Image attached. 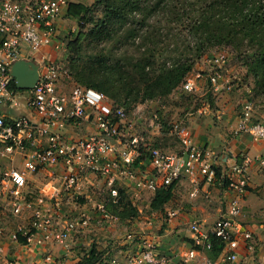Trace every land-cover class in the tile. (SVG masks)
<instances>
[{"label":"built area","instance_id":"built-area-1","mask_svg":"<svg viewBox=\"0 0 264 264\" xmlns=\"http://www.w3.org/2000/svg\"><path fill=\"white\" fill-rule=\"evenodd\" d=\"M72 0H0V159L14 161L17 156L22 168L9 167L0 172V211L8 210L19 216L30 212L31 231L25 233V244L44 248L48 243L64 244L79 226H86L85 216L71 217L58 229L62 196L67 201L80 197L85 182L93 177L103 180L107 190L106 200L94 207L103 220H111L107 204H118L120 189L136 205L144 193L158 195L181 180L188 178L193 185L191 195L198 193L200 184H212L217 178L225 186V208L213 222L208 232L197 221L189 222L194 243L201 249L212 248L211 238L222 245L221 264H239L237 247L246 244L251 234L241 227V200L248 185V168L255 162L264 166V154L244 155L241 163L232 159L225 171L218 170L222 155L232 157L229 148L216 151L203 148L194 142L190 128L181 120L171 124L178 139L175 151H164L147 146L141 136L129 134L130 120L123 105L92 87L74 83L63 89L65 66H60L53 54L64 43L56 21L66 15ZM17 60L33 61L38 78L33 88L18 89L11 75V66ZM226 60V52L218 50L207 63L203 73L213 88L218 87L219 69ZM62 65V64H61ZM197 73L195 78L199 77ZM195 78L188 77L181 89L194 92ZM24 109L35 113L24 114ZM252 104L245 101L239 115L236 132H246L253 140L264 141V123L251 120ZM157 116L153 114V121ZM89 122L94 130L76 136H67L66 128ZM112 139L113 141H110ZM147 164L135 162L143 153ZM59 170L58 186L28 191V176L41 170ZM220 171V172H219ZM53 200V201H52ZM74 202V201H73ZM173 214L167 213L169 218ZM152 226V217L145 218ZM135 233L127 234L130 241ZM140 238V237H139ZM140 247L125 257V264H171L172 256L160 254L152 239L139 242ZM246 248H251L246 244ZM53 258L45 253L44 261ZM184 261L209 264L198 249L183 255ZM0 264H36L31 259L11 258L0 240ZM110 264H123L115 257Z\"/></svg>","mask_w":264,"mask_h":264},{"label":"rangeland","instance_id":"rangeland-1","mask_svg":"<svg viewBox=\"0 0 264 264\" xmlns=\"http://www.w3.org/2000/svg\"><path fill=\"white\" fill-rule=\"evenodd\" d=\"M72 2L91 10L85 16L61 18L59 34L64 45L53 57L67 72L66 77L62 75L63 89L74 83L106 88L103 93L124 105L129 134L143 136V129L157 128L152 130L157 135L147 134L160 141L144 139L148 145L178 143L171 124L184 111L202 106L191 98L194 93L181 89V83L199 73L195 82L208 84L203 69L218 50L226 52L219 82L227 84L218 93L225 90L232 98L240 96L252 108L264 100V0ZM96 3L97 9L92 7ZM175 65L188 67L185 77L175 87L159 88L153 75ZM240 83L248 91L240 92ZM235 109L240 113L242 105ZM153 114L157 118L151 121ZM18 160L16 156L14 163Z\"/></svg>","mask_w":264,"mask_h":264},{"label":"crops","instance_id":"crops-1","mask_svg":"<svg viewBox=\"0 0 264 264\" xmlns=\"http://www.w3.org/2000/svg\"><path fill=\"white\" fill-rule=\"evenodd\" d=\"M56 25L58 29L61 28V19L56 21ZM196 84V90L191 92L194 96L191 98L198 100L202 106L196 107V111H184L179 120L190 128L197 145L216 151L230 149L232 157L222 155L217 162V169L225 171L232 159L241 163L244 155L254 157L264 154V141L253 140L246 132H236L240 113L236 111L235 106L239 103L243 105L247 100L240 96L232 98L225 90L218 93L227 85L222 82H219L217 88L206 82ZM242 89L246 90L243 85L239 91H243ZM208 100L212 101L211 108ZM23 111L27 116H35L31 110ZM251 111L252 121L264 123V100L258 101ZM93 130V125L85 121L68 125L66 135L76 136ZM146 130L143 129V136L140 135L143 139L160 141L159 137L148 136L149 133L157 135V132ZM178 147L179 143L173 146L161 144L159 148L169 152L177 150ZM142 157L144 159L140 161L147 164L148 155L144 152ZM9 167L22 168L21 160L14 163L8 159H0V172ZM58 174L59 170L46 169L29 175L27 190L37 193L45 185L50 188L58 186ZM248 177L246 192L241 200L239 221L242 229L251 234L246 243L251 248H246V244L240 241L236 251L239 264H264V166L253 163L248 168ZM192 190L193 185L189 179L182 178L172 184L166 195L144 193L136 205L131 203L128 195L122 190L128 206L135 210L134 215H129L126 205L117 207V204L108 203L107 208H115L113 211L109 210L114 219L103 220L94 204L107 199V190L102 179L91 177L83 185L80 197L73 198L76 200L67 201L68 197L62 196L63 204L60 206L56 228L59 229L62 222L71 217L85 216L89 219L88 225L78 226L70 233L65 245L48 243L44 248H29L27 244H22L18 240L19 237H25V233L32 230L30 212L15 216L8 210L0 211V240L8 257L31 259L36 264H83V258L87 257L90 251L93 264H110L114 257L125 264L126 255L139 249L140 240L149 239L156 242V249L160 254L172 256L171 264H193L194 260H183L184 253L190 249H198V254L206 257L209 264H221L222 245L218 243L217 248L201 249L194 243L188 225L191 221H197L203 231L210 230L215 219L225 208V186L216 178L212 184H200L195 196L191 195ZM144 196L147 198L146 203ZM170 212L173 215L168 218L167 213ZM148 217H152V226L145 223L144 219ZM129 233H135V236L139 235L140 238L136 237L130 241L126 238ZM45 253L52 256V263L44 261Z\"/></svg>","mask_w":264,"mask_h":264},{"label":"trees","instance_id":"trees-1","mask_svg":"<svg viewBox=\"0 0 264 264\" xmlns=\"http://www.w3.org/2000/svg\"><path fill=\"white\" fill-rule=\"evenodd\" d=\"M99 6V4H94L92 7H94L95 9H97V7ZM91 8H86L83 4H79V3H73L71 2L68 7H67V10H66V16L70 17V16H73V17H76V16H80V15H87L89 12H90ZM255 16L253 17H249L248 19H255L254 18ZM91 19V17L89 18ZM97 23V22H96ZM69 46V44H68ZM160 72H158L157 74H154L153 75V82H157V85L159 88H172V87H175L177 84H179L182 79L185 77V74L186 72L188 71V67H182V66H178V65H175L171 68H163V69H160L159 70ZM144 77L146 78V75L144 74ZM207 82H209L208 79H206ZM105 82H108V80H106ZM264 82V80H263ZM86 87H92L96 90H99V91H104L106 92V88L100 86V85H96V84H88V85H84ZM105 94V93H104ZM124 106V105H123ZM144 159L142 156H140V158H138L135 162V166H138V161ZM172 186V184L168 187V190H166L164 192V194H161V195H157V196H164L167 194V192H169V188ZM120 191V196H121V200H119V204H117V207L123 205V206H127L128 207V213L129 215H134V209L131 208L130 206H128V202L127 200L125 199L124 195H123V192L122 190H119ZM112 206V205H111ZM109 210L113 211L115 208H109ZM22 244H25V237L23 238H20L18 239ZM218 243L220 244L221 246V243L219 242V240H217L216 238H211V244H212V247L214 248H217L219 245ZM91 254L92 252H88L87 254V257L83 258V264H93V262H91Z\"/></svg>","mask_w":264,"mask_h":264},{"label":"water","instance_id":"water-1","mask_svg":"<svg viewBox=\"0 0 264 264\" xmlns=\"http://www.w3.org/2000/svg\"><path fill=\"white\" fill-rule=\"evenodd\" d=\"M11 75L18 89H31L38 78L37 65L33 61L17 60L11 66Z\"/></svg>","mask_w":264,"mask_h":264}]
</instances>
